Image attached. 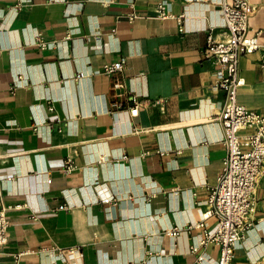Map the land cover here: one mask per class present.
Wrapping results in <instances>:
<instances>
[{
    "label": "crops",
    "instance_id": "obj_1",
    "mask_svg": "<svg viewBox=\"0 0 264 264\" xmlns=\"http://www.w3.org/2000/svg\"><path fill=\"white\" fill-rule=\"evenodd\" d=\"M221 1L0 0V264H216L219 247L201 243L216 218L185 229L203 220L227 153L221 68L202 56L209 30L225 37ZM249 1L264 44V0ZM119 59L120 76L103 73ZM240 74L238 101L264 110V45ZM254 196L232 264H264V172Z\"/></svg>",
    "mask_w": 264,
    "mask_h": 264
},
{
    "label": "built area",
    "instance_id": "obj_2",
    "mask_svg": "<svg viewBox=\"0 0 264 264\" xmlns=\"http://www.w3.org/2000/svg\"><path fill=\"white\" fill-rule=\"evenodd\" d=\"M158 16L167 18L171 14L163 4L157 6ZM221 15L224 19L225 37L216 38L213 30H209L206 44L202 50L204 58H213L221 68L218 86L225 91L226 99L217 119L223 127L222 143L227 153L223 169L217 183L210 188L208 194V209L203 214V220L197 224H188L185 231L192 228H203L205 220L215 217L217 228L214 232H205L201 243H215L220 250L216 264H232L235 258V248L246 232L253 226L250 214L255 205V188L258 179L264 172V110L255 111L238 101L239 87L244 83L240 74L241 58L261 48V31H250V20L253 6L249 0H222ZM137 15L132 12L129 19ZM182 16H179L181 18ZM41 48L47 47V42H40ZM125 68V60L119 59L103 66V73L110 76H120ZM78 77L84 76L80 72ZM139 102L133 98L130 107L131 115L136 116ZM53 108L50 107V110ZM161 154L164 150H159ZM77 167L68 158L65 161L66 171ZM47 181L50 183L51 178ZM99 193L103 204H110L114 198L111 195ZM72 207L63 203L59 209ZM9 205L0 206V255L8 243ZM183 228H173L169 233L178 235ZM196 251L197 247H192ZM202 256L198 257L201 260Z\"/></svg>",
    "mask_w": 264,
    "mask_h": 264
}]
</instances>
